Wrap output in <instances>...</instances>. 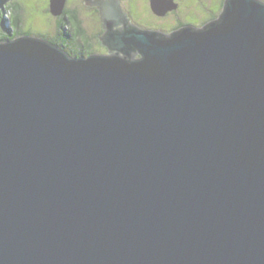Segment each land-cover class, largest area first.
I'll use <instances>...</instances> for the list:
<instances>
[{"label":"water","instance_id":"95a60500","mask_svg":"<svg viewBox=\"0 0 264 264\" xmlns=\"http://www.w3.org/2000/svg\"><path fill=\"white\" fill-rule=\"evenodd\" d=\"M90 4L108 55L0 41V264H264V0Z\"/></svg>","mask_w":264,"mask_h":264},{"label":"rangeland","instance_id":"374dc122","mask_svg":"<svg viewBox=\"0 0 264 264\" xmlns=\"http://www.w3.org/2000/svg\"><path fill=\"white\" fill-rule=\"evenodd\" d=\"M11 1L12 0H10V2ZM18 1H20L25 8V11H23L25 18L22 28L25 31L23 35L30 34L59 42L57 39L60 33L57 31L56 17L52 14L51 7L49 8V6H51V0ZM123 1L128 8H131L128 4L129 0ZM130 1L134 8L133 14L130 13L134 23L139 24L143 28H152L163 32H169L183 26H203V24L217 18L221 14L225 0H175L178 2L177 10L174 12L172 11L169 15L167 14L168 16L166 15L164 17H158L153 13L150 0ZM67 3L66 7H75L80 13L82 24L87 31L86 33L89 35L92 47L95 48L98 41L97 37L94 38L96 31L95 21L88 16L87 7L84 5L83 0H70L69 5H67ZM8 15H10L9 12L5 13L6 20ZM5 25L7 27L6 29H0V37L5 30H8V24L4 20V27ZM66 30L69 35L71 32L74 33L70 26H68ZM97 48L98 46L95 49Z\"/></svg>","mask_w":264,"mask_h":264},{"label":"flooded vegetation","instance_id":"af4514ba","mask_svg":"<svg viewBox=\"0 0 264 264\" xmlns=\"http://www.w3.org/2000/svg\"><path fill=\"white\" fill-rule=\"evenodd\" d=\"M67 1H68V3L67 2L66 3H67V5H69L70 0H67ZM90 2H91V0H83L84 5L87 7L86 9L88 11V16H90L95 21L94 23L96 26V31H95L94 38L97 37V40H98L97 45L95 46V48L98 46L97 49L92 47L91 40H90L89 35L87 33L83 36L78 37V36L73 35L74 33H72V32L70 33V35L67 32L66 28L68 27V25H65V21L67 19L66 9H76L75 7L71 8V7L67 6L65 8V11L60 16L54 15L56 17L57 31L60 33V36L57 39L59 42H55L53 39L51 41H53L54 43L63 47L64 49H66L69 53H71L74 56H88V55L93 54V53H95V54H106V55L110 54L109 48L106 45H104L100 39V36L102 34H104V32H105L104 22L101 19L100 10L97 6L90 4ZM120 2H121L122 7L124 8V10L128 13L129 17L132 19V17L130 16V13L133 14L134 8H133V5L131 4V1L129 0V2H128L129 6L131 8H128L126 6V3H124L123 0H120ZM8 4H10V1L6 4V7ZM6 7L0 8V29L1 28L2 29L7 28L6 25L4 27V20L8 24V28L10 27V18H9L10 15H8L7 20L5 19V13H7L5 11ZM49 8H50V6H49ZM170 13L171 12H169L168 15ZM70 28H72V26H70ZM72 30H74V29L72 28ZM137 57H139V55Z\"/></svg>","mask_w":264,"mask_h":264},{"label":"trees","instance_id":"16d2710c","mask_svg":"<svg viewBox=\"0 0 264 264\" xmlns=\"http://www.w3.org/2000/svg\"><path fill=\"white\" fill-rule=\"evenodd\" d=\"M5 11L10 14V27L7 31L5 30V32H3V35L0 37L1 41L13 39L17 36L23 35L25 32L24 29H22L25 20L23 15L25 8L22 6L21 2L18 0L11 1L10 4L7 5ZM66 16L67 19L65 25L72 26L74 29L73 35L79 37L86 34L87 31L82 24L80 13L76 9H66Z\"/></svg>","mask_w":264,"mask_h":264}]
</instances>
